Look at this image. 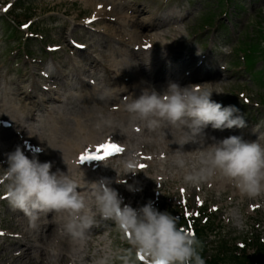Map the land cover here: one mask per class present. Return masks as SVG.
I'll return each mask as SVG.
<instances>
[{
    "label": "rangeland",
    "instance_id": "1",
    "mask_svg": "<svg viewBox=\"0 0 264 264\" xmlns=\"http://www.w3.org/2000/svg\"><path fill=\"white\" fill-rule=\"evenodd\" d=\"M19 1H22L20 6H26L25 8L28 10H24L25 12L19 11L22 8L20 9L18 2L14 0H0V113L3 104H9L11 101L16 100L15 97L10 98V100L8 97L10 91L14 89L11 84L20 83L22 85V93L26 91V94H29L26 95V97H32L29 91H27L28 83L24 81L26 80L29 82L33 79L27 76V74L33 73L29 65L37 67L39 64L40 70L36 73L35 78L40 82H42V80L39 76L42 74L44 75L46 66H51V74H48L50 79H46L48 82L46 86H50L52 83H55L52 78L55 77L62 68L66 69L60 74L68 76L77 73L79 69L83 68L84 63L81 61V58L86 56L87 53L95 57L97 56V52H102L105 55L104 59L110 60L109 58L112 57L113 53L111 49L112 40L104 34H99V37H89V34L103 27H117L113 21L107 20L108 16L113 20L116 19L114 16H110V13L113 12L126 15L131 19V22H134L136 16L134 12L129 14V11L138 7V9H146V13L148 12L147 17L149 18L154 15L164 18L167 17L168 14H174L179 19L184 17L183 21L175 22L171 27L174 31H178L179 34L176 35V39H180L175 42L173 48H176L180 56H186L187 54V57L191 56L194 58V61L190 64L191 67L194 65L195 61L198 60L199 56L202 57L207 54L211 43L216 42L220 47H215V49L220 53L222 52L224 57L220 64L216 61L212 63L213 67H217L208 71L212 76V80L203 83L191 82V84L188 83L187 86L208 83L206 84V89L223 92L224 94H213L215 101L224 106L231 105L239 109V114L245 117L247 123V127L241 129L244 135L249 133L253 125L255 130L258 126L256 125L258 121H260L261 124L259 126L264 130V81L261 85V82L258 81L257 78L255 79V77L251 76V72L242 71V63L238 59V53L246 55L247 44L251 43L257 45L258 52L256 57L259 59L255 62L252 72L256 70L258 72L255 73L264 75V0H231L230 5L227 7L226 5L220 6L213 0H121L124 8L118 6L117 4L120 2L117 1L116 5L118 12L115 11L116 0H90L88 1V3H90L89 5L85 0ZM110 1L114 4V7L113 11L109 13L106 10L108 8L105 6H108L107 2ZM11 3L12 7L5 11V6ZM99 5L103 6L102 12L104 14L109 13V15H104L101 21L96 20L97 16L95 15L94 9L95 6ZM224 13L225 15L227 14L226 17L223 16ZM29 17L32 18V23L34 24L26 31H17L16 36H14L11 29L8 27L15 28V26L10 24H23ZM93 17L96 19L93 20ZM205 18L213 19L212 22L209 23V25L212 24L214 26L213 29L208 27V23H206L207 27L205 26ZM90 20L92 21V26H89L90 23H86V21ZM135 22H140V19H137ZM132 29L139 31L140 37H143L144 32H141L142 30H138L137 27ZM70 34L71 37H69ZM144 42L146 43V41ZM171 43L172 39L165 40V44ZM74 44L83 45L85 52H78L73 48L71 49ZM146 44L149 46L148 43ZM88 45H91L92 49L89 48ZM137 46H141V44L138 43ZM157 46L152 45L153 48ZM240 46L243 48L238 50ZM102 47L107 48L101 50L103 49ZM55 49H59L56 54L49 53ZM255 50L256 47H253L252 51ZM154 58L157 59L158 56L155 54ZM71 63L75 66L77 65L78 68H68V65ZM101 64L103 66V63ZM175 65L177 66L178 64ZM245 65H247L248 69L250 68L247 62H245ZM167 69L168 71H166L164 75L169 76L170 73L174 72V74H176L177 69ZM216 73L220 76L216 75ZM80 78L81 81L79 79L76 82V87L79 89L84 90L80 84L82 80L93 82L94 87L97 86L94 74H91V76L82 75ZM108 78H110V76L106 77V79ZM164 79L165 78L162 76V80ZM180 83L182 84V82ZM210 83H212V87ZM64 84H66V81L63 80V85ZM133 84H139L136 78L133 79ZM218 84H220V86H218ZM162 85L166 87L168 83L156 84V86L159 87ZM32 87L36 88L37 97L41 98L39 86ZM100 90L103 92H107L108 90L111 91L108 87L100 88ZM137 93V96L140 95V90H138ZM12 95L15 96V93L12 92ZM71 95L73 96L70 98L69 102L66 101V97L63 98V100H65L63 106L69 103L72 106L68 108L74 107L76 110L74 113L72 111L70 112L71 118L76 116L90 120L91 117L93 120H98L102 119L104 115L105 119H109L105 112V104L109 102L107 97L104 100H100L98 97H89L88 101H84V98H80L82 94L77 92L68 94L69 97ZM19 98L20 101L17 100L16 105H26L24 107V112H27L29 109L27 105H29V103L33 105L35 101L34 98H32V100H28L27 98L24 99L23 96ZM55 98L58 100V97ZM240 99L247 100L248 103L246 106L242 101L240 102ZM119 100L121 101V97ZM46 104L51 106L53 103H51V105L48 103ZM11 106L15 105L11 104ZM41 106L44 108L43 105ZM90 110L95 114L90 116ZM19 112L21 113V111ZM20 113L14 115L18 117ZM121 113L123 115L127 114L126 112L117 113L113 111L114 116L117 114L120 115ZM56 114L57 113L53 115L55 116L54 118H58L59 120L63 118V115L59 118L58 114ZM24 117L27 118L26 115ZM64 127L70 128V125ZM235 129L236 128H233L230 131H234ZM167 131V139H169V146L167 147H169L171 151L168 158H172L173 152L179 147L177 144H171L172 139H179L182 135V131L172 127L166 129V132ZM205 131L207 134L205 146L213 143L211 140L213 136L216 137L217 140L221 139L219 133L222 131L212 130L210 127ZM65 132H61L60 136L64 137L65 135L70 136L72 134L70 132L67 133V131ZM154 135L155 134L150 133L147 135V138ZM261 137H264V135H261ZM244 141L254 142V140L250 138L244 139ZM198 148H200L199 144L191 143L186 144L183 148L185 152L193 151L188 157L190 165L198 164L199 153L195 151ZM45 150L47 154L52 155L50 148L46 147ZM48 158L49 157L46 156V160ZM0 166L5 167L1 163ZM166 168V170L170 169L169 172H172L169 163ZM135 175L137 176V173ZM153 176L154 170L149 169L148 173H139L138 179L136 180L141 182L148 177L153 178ZM216 178L220 179L222 177L218 175ZM146 182L148 189L141 188L140 194L144 201L147 200V203L151 201L153 206L160 211L163 210L159 208V205L166 202L167 206H171L173 216H181L182 213L180 212H183V216L189 220L190 214L196 211L199 206V203H197L199 200H197V198H202L207 208L210 209L208 212L215 214L211 216L210 220V228L212 229L208 230L207 226H205L207 234L206 239H204L206 245L204 251L205 260L208 261L217 255L227 258H233V256L239 255V257L243 259L245 256L248 257L251 255L253 249L251 243L255 242V238L258 239L260 244H264V193L254 199L242 198L237 189L226 180L229 186L223 187V193H221L220 198H218L219 200H216L213 197L214 194H210L209 192L206 193L205 191L209 183L200 185V187L204 189V192L202 191L200 193L197 192V188L191 190L190 186H184L185 188L183 190L185 191V195L179 196L174 184L165 185L162 189H158L160 190L159 192H156L153 191L155 183L151 181ZM137 191L138 189H136V192ZM152 193L153 195H151ZM147 195L149 196L148 198ZM0 196L1 199H4L6 197V191L0 190ZM7 208L8 204L0 206V228H11L12 222L10 216L6 214ZM57 214L61 216L63 213L57 212ZM46 221L47 220H42L41 223ZM189 223L192 224L190 220ZM58 226L59 225L52 226V229H49V233H46L45 229L42 227L39 228L38 232L34 231L31 227L30 237L31 240L35 242L32 243L33 248L29 251V254H27L29 257L24 260L23 249L19 246L12 245L10 250L4 254L6 255L4 258L0 255V264H2V259H5L7 256L9 258L11 257L12 261H7L4 264H26L25 262L28 264H68L71 263L70 259L78 260V257L73 256L75 249L71 247L72 244L70 245L71 240L66 239V237L65 239H58L54 234H62V232L57 230V228H59ZM201 226H203V224H201ZM114 227L111 221H101L96 234L94 233V238L90 242L89 250L83 253V259L79 261L83 264H98L100 260L110 256L112 257L111 264H120L122 261H119L117 256L126 254L131 250V253L134 252L142 264H150L149 258L142 254H138L132 248L127 250V247L130 246L128 242L124 245L119 243L120 231ZM185 231L187 232V230ZM109 233H111V235L107 239V242L102 246L96 247V242L103 239L104 236ZM53 241L58 244L60 253L58 257H53L49 251L50 243ZM4 244L5 242L3 243L2 239H0V247ZM244 245V250L246 251L242 250ZM97 249H100V251L97 252ZM17 254L19 255L17 256ZM141 257H143V259H141Z\"/></svg>",
    "mask_w": 264,
    "mask_h": 264
},
{
    "label": "clouds",
    "instance_id": "2",
    "mask_svg": "<svg viewBox=\"0 0 264 264\" xmlns=\"http://www.w3.org/2000/svg\"><path fill=\"white\" fill-rule=\"evenodd\" d=\"M205 84L182 87L170 82L163 91L143 88L139 96H132L125 104L131 119L121 131L127 134L137 130L139 121L144 129L155 134L149 136L147 142L163 143L169 141L166 129H180L182 135L171 142L179 146L173 152L171 163L176 172L182 173L183 184L199 186L219 175L229 181L242 198L254 199L264 193V146L259 142H245L236 135L220 140L213 136V143L205 146V130L209 127L219 131L247 127L238 108L213 100L214 93H224L205 89ZM105 98L106 93L98 96L100 100ZM111 123L110 119L102 120L97 127ZM190 143L200 145L195 150L199 153L197 165L189 164L188 157L193 151H183ZM6 163V168L0 166V190L7 192L10 206L23 212L33 228L41 212L65 213L63 234L83 245L90 230L98 226L99 217L112 221L131 248L149 258L150 264H205L200 254L201 242L177 226L179 217L158 210L151 201L133 208L111 187V179L93 182L83 177L77 179L68 166L67 172L60 168L53 171L52 161L29 158L20 146L6 154ZM136 164L135 157L121 161L122 176L135 175ZM105 166L108 167L106 163ZM115 182L125 183L118 176ZM128 190L136 191L132 185H128ZM49 251L53 257L59 256L57 242L50 243ZM117 258L122 264H133L131 250ZM111 259L105 257L98 264H111Z\"/></svg>",
    "mask_w": 264,
    "mask_h": 264
},
{
    "label": "bare ground",
    "instance_id": "3",
    "mask_svg": "<svg viewBox=\"0 0 264 264\" xmlns=\"http://www.w3.org/2000/svg\"><path fill=\"white\" fill-rule=\"evenodd\" d=\"M87 4L89 5L88 1L85 0ZM117 1L120 3L117 4ZM124 8V5L121 3V0H116L115 2V11L118 12L117 5ZM108 6H105L109 13L113 11L114 4L110 1L107 2ZM95 15L97 17H100V21L104 17L103 6H95ZM136 19H140V22L138 24L140 27H137V24L133 27H128L129 25L127 23H132L131 20L123 14L120 13H110V16H114L116 19L114 21L115 25L118 26V30L120 33L116 31L114 28L110 27H103L99 31H95L99 34H104L108 36L111 40H114L121 44L120 48L122 49L121 52L114 51L112 57L110 60L104 59L105 55L102 52H97L98 57L97 59H91L88 55L83 56L81 58V61L83 63H86L85 67L83 69H79L77 73L71 74L70 76L66 77V75H62V71H64L66 68H62L59 70L58 74H56L55 77L52 78L54 81H56L55 84L59 85V90L56 92H59L57 94L53 89L52 93H55V95L58 98H63L64 95L67 93L72 94L73 92L70 91V87L73 85L76 86V82L81 78L80 76L86 75L91 76V73L93 72V69L98 66L101 67V62L103 63L102 70L110 76L108 81H104L103 79H96L97 86L90 88L88 91H86L83 96H87L89 98L92 94L94 97L100 96L103 92L99 88L101 86L108 87L111 89L106 92V97L109 99V102L105 104V112L109 119L112 121L111 125H103L101 127H97L98 124H101L102 120H108L105 119L104 115L102 119L93 120L90 117V120L83 119L80 117L74 116V118H71V111L74 113L76 112L75 108H68L69 106H72L71 104H66L65 106L61 105L58 109H60L62 106L63 108L61 110L57 111H45V114H47V119L45 121V124L37 130L34 126L36 124H39V120H32L31 124L29 123V120L26 119L25 121L22 119H17L14 114L21 111V115H26L31 111V103L27 105L29 107V111L24 112V107L26 105H16V101H20L21 96H23L24 99V92L22 93V85L20 83L17 84H11L12 87H14L13 90L10 91L8 94L9 100L10 98L15 97L16 100L11 101L9 104H3L1 113H0V163L7 167L6 163V154L13 151L17 146H20L24 151L25 154L29 156V158H37L39 161H52L54 163L53 171L56 168H60L62 171L67 172V166L69 170L76 175L77 179H80L83 177L84 180L87 182H93V181H99L103 178L111 179V173L107 169H103L100 164L105 161H86L83 164L79 163V155L84 152L85 150H95L98 144L108 142L110 139H113L115 143L119 144L123 149L124 152L121 154H118L116 156H122L125 152H127L128 143L131 144V148L134 149V151L129 152L125 158L121 157L118 160L112 161V158L106 159L108 162V166L112 171L113 168L116 169L120 174H122V165L121 161H124L127 158L135 157V160L137 162L136 164V170H141L139 165L144 164L147 167L150 168H159V171L162 172V169L164 167L158 163L155 167V162H153L154 159H151L150 157H144L143 156V145L146 146V144H152L155 147L158 146V151L154 154V157L163 156L166 153L167 156L169 155L170 151L167 149V146L165 143H149L146 142V140L141 136L140 130H133L127 134L123 133L121 131L122 127H126L129 124L130 121V115L125 111V104L130 101V96L137 97V91L141 90L143 88H155L157 91H163L166 87L162 85L161 87L156 86V84H164L169 82H175L178 83L181 86H187L188 83L191 84L195 82H203L204 80L211 81L212 78L209 73L206 71L208 68V65L206 67H203V65H200V70L198 71L197 80L195 81H188L184 79V74L188 73V77H194L196 74L195 69H192L191 72H189V66L194 61V58H188L185 61H181V63L178 64L179 70L175 75H164L166 71H168L166 66L169 68V70H175L176 67L174 66L177 61H180V56L178 52L175 51L176 48H173L175 45V42L179 41L180 39H176V35L179 34L178 31H174L173 29H168L170 26V22L174 21V19H171L168 22L161 21L159 18L155 17H147L146 9H138V7L134 8L133 10ZM109 21H113L109 16L107 18ZM137 27L138 30H142L144 32L143 39H146L149 43V45H156L157 41H159L157 51L162 52L159 55V58L154 60L153 55L147 53V54H136L131 53L129 50L126 51L125 47L131 43H137V40L139 37L136 35L135 30L132 28ZM159 30V33H154ZM71 37V34L70 36ZM93 37V36H92ZM166 39H172L171 44H165ZM150 41V42H149ZM153 42V43H151ZM89 48L92 49L91 45H88ZM101 48V46H100ZM103 50L107 47H102ZM68 68L76 69L78 66L74 65L73 63L68 65ZM36 67L31 66V71L34 72ZM198 69V68H197ZM130 70V71H129ZM206 73H205V72ZM130 73V74H129ZM208 75V76H207ZM220 76L219 74H216ZM136 78V81L139 83L138 85L133 84V79ZM162 76L168 80H162ZM65 78H68L65 79ZM177 78V79H176ZM63 80L68 81V85L63 89ZM183 81L182 84L180 81ZM26 81V80H25ZM42 83H44L42 81ZM31 82H29V88H31ZM45 87L42 85V87ZM74 86V87H75ZM210 86L212 87V83H210ZM217 86V85H215ZM220 86V84H218ZM206 85H204V88L206 89ZM46 88V87H45ZM76 90V88H75ZM49 91V90H48ZM12 92L15 93V96L12 95ZM32 92V90L30 91ZM98 93V94H96ZM73 95L66 96V101L69 102L70 98H72ZM139 96V95H138ZM119 97H122L123 99L120 101ZM127 99H126V98ZM37 98V97H34ZM29 100H31L29 98ZM10 104L15 106H10ZM118 105V111L120 112H126V115L123 114H117L116 116L113 115V107ZM23 109V110H22ZM53 112H57L59 118L63 115L62 119L53 118ZM64 113V114H63ZM95 113L90 110V116L94 115ZM23 123H26V127L23 126ZM139 121L136 122V129H139ZM70 125V128H65L64 126ZM38 127V126H37ZM39 128V127H38ZM39 131H47L48 136L42 135ZM67 131V133H72L70 136L65 135L64 137L60 136L61 132ZM66 133V132H65ZM150 133H144V135H148ZM24 136H28L27 138ZM257 134L255 135V137ZM29 137H30V144H29ZM15 139V141H14ZM28 141V142H27ZM258 142L264 146V137L260 138ZM127 144V145H126ZM134 145V146H133ZM45 146L47 148H50V151L52 155L47 154V152L44 151ZM169 146V145H168ZM37 149H40L41 151H37ZM63 155L65 157L63 158ZM46 156L49 158L46 160ZM63 158V159H62ZM73 158V161H69ZM150 158V159H149ZM112 161V162H111ZM67 165H66V164ZM143 171V170H141ZM163 174V173H162ZM126 178V177H123ZM224 186V183H222ZM4 202L0 201V205H3ZM6 214H9L12 218L11 222L12 225H15L17 230L20 231V235L12 242L6 241L4 245L0 247V255L4 258V255L8 250H10L11 246H19L23 249V256L28 258L29 251L33 248L32 243L35 241L31 240L30 237V225L28 217L25 216V214L19 210H14L10 205L8 206L6 210ZM39 219L36 221V227L32 229L36 232L39 231V228H44L46 233H49V229H52V226L59 225L57 228L58 231L62 232L64 218L66 216L65 213L58 215L57 212H41L38 214ZM42 220H47L46 222L41 223ZM94 228L90 230V232L87 235L86 241L83 243V245L78 243V248L82 249L86 247V244L90 241L92 238V234L94 232ZM58 239H62L66 237V239H70L69 236L59 233H54ZM101 243V240L98 241V244ZM83 251V249H82ZM12 261V258L5 257V259H2L1 263L4 264L7 261ZM76 262V261H74ZM27 263V262H25Z\"/></svg>",
    "mask_w": 264,
    "mask_h": 264
},
{
    "label": "snow or ice",
    "instance_id": "4",
    "mask_svg": "<svg viewBox=\"0 0 264 264\" xmlns=\"http://www.w3.org/2000/svg\"><path fill=\"white\" fill-rule=\"evenodd\" d=\"M5 11H7V9H5ZM94 19L95 17H93V20ZM91 22H92L91 20L86 21V23H91ZM77 47H80V45H77ZM137 131H139V129H137ZM123 152L124 149L119 144L115 143L113 139H110L108 142L98 144L94 151L90 149L85 150L79 155L78 159L80 164L92 160L103 161L112 158L118 154H121ZM139 167L141 170H144L146 168V165L140 164ZM183 191L184 190L181 189V192ZM191 234L195 235L194 233ZM0 235H3V233H0ZM141 259H143V257H141Z\"/></svg>",
    "mask_w": 264,
    "mask_h": 264
},
{
    "label": "trees",
    "instance_id": "5",
    "mask_svg": "<svg viewBox=\"0 0 264 264\" xmlns=\"http://www.w3.org/2000/svg\"><path fill=\"white\" fill-rule=\"evenodd\" d=\"M260 258H258L259 260V264H264V249L263 250H260ZM245 262H247V264H252V261L250 260H239L238 262L236 261L235 264H244ZM207 264H231V263H226L225 261L217 258V259H214L210 262H207Z\"/></svg>",
    "mask_w": 264,
    "mask_h": 264
}]
</instances>
